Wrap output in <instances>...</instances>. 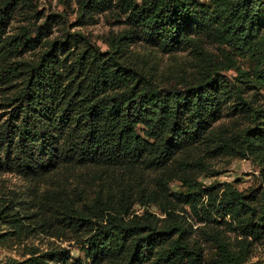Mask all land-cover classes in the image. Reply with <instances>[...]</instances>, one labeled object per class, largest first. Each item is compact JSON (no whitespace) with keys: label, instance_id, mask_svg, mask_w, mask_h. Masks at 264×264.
<instances>
[{"label":"trees","instance_id":"trees-1","mask_svg":"<svg viewBox=\"0 0 264 264\" xmlns=\"http://www.w3.org/2000/svg\"><path fill=\"white\" fill-rule=\"evenodd\" d=\"M49 1L75 22L0 0V175L39 187L0 220L80 254L5 264H249L264 244V0ZM106 14L124 27L107 51L69 30ZM222 160H250L258 186L206 184Z\"/></svg>","mask_w":264,"mask_h":264},{"label":"rangeland","instance_id":"rangeland-1","mask_svg":"<svg viewBox=\"0 0 264 264\" xmlns=\"http://www.w3.org/2000/svg\"><path fill=\"white\" fill-rule=\"evenodd\" d=\"M204 1V0H201ZM39 10L46 13H62L64 12L69 20V25L73 24L76 20V15L72 12V9H66L58 1L38 0ZM18 23H14L10 32H15L18 27ZM124 27L117 23L111 14L103 15L98 19V22L91 26L76 27L72 26L69 30L74 32H80L87 37L95 46L99 47L103 51L108 50L107 37L112 33L120 32ZM61 34L57 28H55L56 37ZM136 50L142 54H148L150 50L143 45L136 46ZM157 62L160 67H167L172 64H186L188 56L187 54H178L176 56H162L155 53ZM153 61V60H152ZM183 64V65H184ZM182 65V66H183ZM228 76H234V72L227 73ZM217 168L223 173L217 178H203L202 180L206 184H210L214 181L219 182H236L237 187L245 191L249 188L258 186V169L251 163L250 160H222L217 162ZM39 188L35 183L29 182L22 177L15 174L0 175V205L8 200H21L29 199L31 195ZM1 208V207H0ZM14 229L0 220V263L5 264L10 260H23L30 247H36L39 250H47L51 245H62L63 248L73 252L74 254H80L77 250L79 246L62 242L55 238L47 237L43 234L32 235H16ZM249 264H264V244L258 246L257 251L253 258H251Z\"/></svg>","mask_w":264,"mask_h":264}]
</instances>
